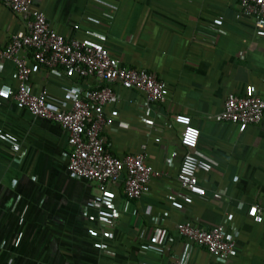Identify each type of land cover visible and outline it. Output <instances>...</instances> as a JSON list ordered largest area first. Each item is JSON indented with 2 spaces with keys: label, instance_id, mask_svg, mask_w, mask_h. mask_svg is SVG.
Segmentation results:
<instances>
[{
  "label": "crops",
  "instance_id": "0c3cea01",
  "mask_svg": "<svg viewBox=\"0 0 264 264\" xmlns=\"http://www.w3.org/2000/svg\"><path fill=\"white\" fill-rule=\"evenodd\" d=\"M52 28L88 43L104 44L123 65L153 71L169 90L164 102L148 103L143 91L115 83L116 104L106 106L104 137L116 155L146 145V160L160 172L150 193L128 199L124 182L109 183L106 206L96 182L67 171L68 133L57 122L21 106L17 67L0 65V264H169L175 256L197 264H264V223L248 215L264 211V116L241 132L221 120L229 93L254 89L264 99V31L237 17L239 0H34ZM221 18V19H220ZM79 25L75 28L74 25ZM26 30V21L0 0V46ZM24 54V52L22 53ZM33 68L31 89L64 95L100 84L95 76L69 78ZM178 114L201 130L195 153L212 164L198 176L206 194L188 193L178 180L185 153ZM148 121H152L150 124ZM11 138L20 144L16 149ZM116 216L114 235L101 232ZM162 218L160 235L150 226ZM212 227L227 223L237 254L222 259L192 243L177 223Z\"/></svg>",
  "mask_w": 264,
  "mask_h": 264
},
{
  "label": "built area",
  "instance_id": "2783aa9c",
  "mask_svg": "<svg viewBox=\"0 0 264 264\" xmlns=\"http://www.w3.org/2000/svg\"><path fill=\"white\" fill-rule=\"evenodd\" d=\"M10 9L23 16L26 30L13 35L4 47L0 46V65L4 59L13 60L17 67V102L33 115L59 123L68 133L67 171L71 178H82L96 182L102 194L94 196L92 205L106 206L105 195L109 183L124 182L128 199H140L150 193V182L160 174L146 160V145L142 151L118 156L107 146L103 131L108 122L106 106L117 103L119 94L115 83L129 89L141 90L148 103L164 102L168 98L165 80L153 71L128 67L113 55L104 44L88 43L76 36H66L51 27L45 13L34 5V0H2ZM237 17L254 20L257 33L264 31V0H239ZM221 19V18H220ZM78 28L79 25H74ZM32 51L33 61L41 69L69 78L95 76L100 84L86 90H76L64 95L62 105L49 100V91L31 89L33 68L28 64L25 51ZM24 52V54H22ZM264 116V99L254 90L248 94H228L221 120L236 124L241 132L248 126L259 124ZM174 121L181 125L180 143L185 148L178 180L190 194L205 195L198 172H208L212 164L196 155L201 130L190 115L178 114ZM152 124V121H148ZM17 149L19 143L11 138ZM248 215L256 223H264V211L258 204L251 205ZM116 216L103 222L102 234L112 237L116 227ZM164 220L154 218L151 229L153 237L160 235ZM227 223L222 221L212 227L186 220L177 223V230L188 241L206 247L212 254L229 259L237 254L236 241L228 237ZM151 264V263H148ZM153 264V263H152ZM169 264H197L192 260L175 256Z\"/></svg>",
  "mask_w": 264,
  "mask_h": 264
}]
</instances>
